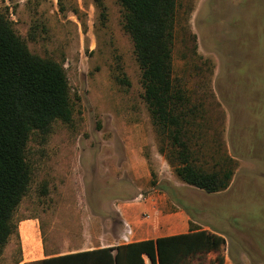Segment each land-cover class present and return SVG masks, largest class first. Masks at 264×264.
<instances>
[{"label": "rangeland", "instance_id": "rangeland-1", "mask_svg": "<svg viewBox=\"0 0 264 264\" xmlns=\"http://www.w3.org/2000/svg\"><path fill=\"white\" fill-rule=\"evenodd\" d=\"M103 5L0 0V12L30 52L64 66L73 108L70 124L56 121L49 135L30 136L31 185L14 215L18 233L9 239L0 264H16L20 249L25 263L66 245L85 250L93 244L85 246L84 240L101 233L102 225L107 245L124 230L119 209L125 203L140 210L134 228L150 226L153 232V222L159 221L156 235L177 234L173 215L180 209L203 230L221 233L229 246L227 259L205 254L193 260L197 264L216 263L219 256L224 264H264V178L254 173L243 194L215 195L181 184L157 158L158 168L166 163L158 182L168 192L150 183L141 186L142 198L125 202L138 198L137 185L145 184L130 172L125 142L145 137L149 154L161 141L142 97L124 11L117 0ZM173 76L206 114L197 143L208 168L218 161L235 169L243 156L264 174V0H177ZM153 195L157 213L144 209L145 198Z\"/></svg>", "mask_w": 264, "mask_h": 264}, {"label": "trees", "instance_id": "trees-1", "mask_svg": "<svg viewBox=\"0 0 264 264\" xmlns=\"http://www.w3.org/2000/svg\"><path fill=\"white\" fill-rule=\"evenodd\" d=\"M59 1V0H58ZM124 11V31L131 37L142 76L143 100L156 126L158 151L183 185L209 194L230 185L234 169L208 168L207 155L197 140L200 121H207L202 104H193L173 76L174 29L177 0H117ZM103 8V0H94ZM73 117L70 86L64 66L30 52L0 12V256L18 233L14 215L31 185L27 144L32 133H51L53 124H70ZM206 123V122H205ZM232 161V160H231ZM152 186L168 192V186ZM225 240L219 234L189 222L188 233L66 255L48 256L24 264H197V255L219 252ZM21 258L16 264L23 262ZM224 264L218 257L216 263Z\"/></svg>", "mask_w": 264, "mask_h": 264}, {"label": "crops", "instance_id": "crops-1", "mask_svg": "<svg viewBox=\"0 0 264 264\" xmlns=\"http://www.w3.org/2000/svg\"><path fill=\"white\" fill-rule=\"evenodd\" d=\"M148 145L149 144H148L147 138L144 137L138 140V139H135L133 136L129 137L128 140L124 144L127 162L130 167V172L134 175L135 182L138 183L142 181L145 183L142 185H137V191L139 192V197L138 198L133 197V198L127 199L125 201L127 203H131L132 201L139 200L140 198L143 197L141 194V186L150 184L153 181L152 174L156 176L157 184L160 183V181L158 182V176L160 177L162 175V171H164L165 169L164 166L166 165L167 161L165 159V156L161 155L159 151L157 150L158 148L157 145L154 147H151L150 153L146 154V148L148 147ZM228 157H230V155ZM157 158L159 162L160 160L162 161L164 160L166 162L165 163L161 161L160 164L163 166L161 169L158 168V161H156ZM231 159L233 158L231 157ZM236 162L239 165H237V167L234 169V175L232 177L229 187L227 188V190L223 192L214 193L215 195H227L231 191L233 192L235 191L236 195L238 194L239 196V194H243L244 191L247 190L248 186H250L254 182V180L251 178V175L253 173L256 177L264 178V174H262L256 162L251 161L249 158L246 159V157H243V156L238 158ZM166 167L167 169L170 168L168 163ZM238 184L239 186H237ZM150 189L154 190V188H150ZM154 193L160 194L162 198L166 196L164 193L163 194L158 193L157 190H154ZM155 197L156 196L153 195L148 198H145V201H148L149 203L145 204L144 209H147L153 212L156 211V213L158 212L159 207L157 206V202L153 200ZM125 204L121 206V208L119 209V213H120L121 221L123 225L128 224L132 231L131 234L128 236L127 242H124L122 240V236L124 234V230H123L119 238L117 237L115 238L113 236L110 239L109 237L108 238L109 241L107 242L108 244L105 245V241H106L105 226L102 225L101 233H98L97 235H94V236L89 235V238H87V240H84L85 246H90V244H93L92 247H88L85 250L76 249V248L68 249L69 246L66 245L63 250L50 253V254H46V255L48 256L66 255V254H72L76 252H83V251L94 250V249H99V248L116 247L120 245L134 243V242H140V241H145V240H156L161 237L184 234V233H188L189 231V222L191 221V218L184 209H180L177 213L173 215L175 216V218L173 219L172 227H174L175 230L179 232V233L177 232V234H171V235H166V234L158 235L157 234L156 235L157 230L156 229L154 230V228H158V226H160L158 220H155L153 222V226H152L153 232L150 231V226H140L138 228H134L132 226V223H133L132 221H134L136 214L140 210L138 208L137 209L129 208L127 207V205L125 206ZM165 228L166 227L162 228V231L164 230L163 232L168 230V227L166 229ZM212 232L222 236L225 240V244L222 245L221 250L219 252H210L208 253V255H213L214 257H216L217 255L221 254L227 259V256L225 254L229 251V246H228V242L226 238L219 232H216V231H212ZM39 238H40L41 244L43 245L42 238L40 236ZM99 244H101V246H98ZM42 254H45V250L43 249H42ZM198 256L200 255H197L195 258H197ZM144 261H145V264H151L147 256H144ZM25 262L26 261H23L21 264ZM193 262L196 263V261H193Z\"/></svg>", "mask_w": 264, "mask_h": 264}, {"label": "built area", "instance_id": "built-area-1", "mask_svg": "<svg viewBox=\"0 0 264 264\" xmlns=\"http://www.w3.org/2000/svg\"><path fill=\"white\" fill-rule=\"evenodd\" d=\"M125 228H126V231L124 232L123 236H122V240L124 242H127L128 241V236L131 234V228L128 224H124Z\"/></svg>", "mask_w": 264, "mask_h": 264}, {"label": "water", "instance_id": "water-1", "mask_svg": "<svg viewBox=\"0 0 264 264\" xmlns=\"http://www.w3.org/2000/svg\"><path fill=\"white\" fill-rule=\"evenodd\" d=\"M126 231V228H125V226H124V232Z\"/></svg>", "mask_w": 264, "mask_h": 264}]
</instances>
